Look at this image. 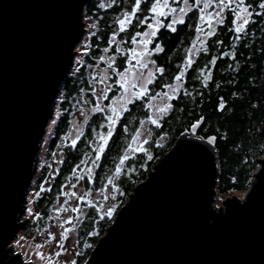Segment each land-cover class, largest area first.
Masks as SVG:
<instances>
[{"label":"trees","instance_id":"16d2710c","mask_svg":"<svg viewBox=\"0 0 264 264\" xmlns=\"http://www.w3.org/2000/svg\"><path fill=\"white\" fill-rule=\"evenodd\" d=\"M133 2L134 0L87 2L84 19L92 31L59 89L54 106L57 118L46 141V161L39 172H35L31 182L36 213L25 231L27 236L31 234V230L36 234L52 222L59 200L65 201L69 197L64 190L65 186L70 185L72 190L78 184L85 191L111 188L112 197L117 202V209L111 216L103 214L97 204L82 199L78 208L73 211V216L76 217L85 208L75 232L74 264H83L87 260L100 238L107 232L108 226L113 223L117 211L128 200L134 186L148 177L156 163L175 145L178 136L189 132L196 121L203 119L198 132L200 137L214 135L216 138L214 148L218 176L215 188L219 195L228 196L232 192L248 189L252 185L254 172L260 167L258 159L264 157V136L260 134L264 124V17L258 15L262 11L259 7H256L257 14L240 34L242 38L238 41L232 39L237 34L229 25L230 15L225 13V22L220 24L218 33L205 44L208 52L204 51L205 45L196 50L201 35L195 31L196 10L188 11L184 18L185 24H177L175 32L162 25L155 39L162 42L164 50L154 52L152 57L156 66H163L165 71L163 74L155 73L148 91L140 98H135L129 108L120 114L117 123L115 117L112 135L100 150V156H96V151L99 150L100 143L104 142L101 136L107 135L110 121L106 117L112 116V112H91L79 134L73 137L71 127L74 114L96 106L99 95L106 87L103 80L105 78L100 75L103 72L97 69L98 65L105 64L100 56L105 55L109 46L115 51L119 45L122 52L131 48L132 34L145 32L147 24L152 22L149 19L136 27L138 18L148 15L144 11L148 5L141 0V9L133 18V23L124 33L119 34V39L123 40L122 45L119 42L110 45L108 34L112 31V25L115 26V31L118 30L115 20L123 11H130ZM101 3L109 7H100ZM246 3H253V0H246ZM179 4L180 0H169L172 8H178ZM258 4L259 0H255L254 7ZM170 18L171 14L160 19L167 23ZM201 27L204 31L207 26ZM215 40H221L223 44L216 45ZM153 44L155 40L149 47L153 48ZM221 52L226 55L221 56ZM231 52L236 55H228ZM186 55L193 63L186 67L180 80L181 88L169 101V110L155 124H149V137L142 147L143 151L133 149L130 139L133 131L149 115L146 102L154 94L164 92L168 88L163 87L164 85L171 86L176 82L173 77L180 67L186 66ZM126 56V53L120 55L117 63L119 70L123 67L122 62ZM212 56L218 57L215 65L208 64ZM206 64L212 68L213 78L204 87L203 77L208 73L197 70ZM233 80L236 81L235 84L232 83ZM121 91V86L113 83L112 88L101 96L102 101L108 104ZM234 92L236 95H233ZM218 97H224L227 101L222 110L217 108ZM121 156L125 158L121 160ZM56 159L59 160L58 166L54 174L50 175L51 162Z\"/></svg>","mask_w":264,"mask_h":264},{"label":"water","instance_id":"95a60500","mask_svg":"<svg viewBox=\"0 0 264 264\" xmlns=\"http://www.w3.org/2000/svg\"><path fill=\"white\" fill-rule=\"evenodd\" d=\"M88 1L0 0V264H23L9 244L27 224L41 142L87 31ZM219 27L213 21V36L200 39ZM202 122L134 186L85 264H264V157L248 203L233 195L218 205L216 138L198 135Z\"/></svg>","mask_w":264,"mask_h":264},{"label":"snow or ice","instance_id":"6c2138e0","mask_svg":"<svg viewBox=\"0 0 264 264\" xmlns=\"http://www.w3.org/2000/svg\"><path fill=\"white\" fill-rule=\"evenodd\" d=\"M144 2L148 5L144 11L148 14L144 16L143 18H138V23L136 24V27H139L141 24H145L146 21L149 19L152 21L147 24V27L149 31L147 33L141 31V32H135L131 36V44L133 47L124 50V52L121 51V48L119 45L116 46L115 52L120 55L127 54L126 59L123 60L122 64L123 67L120 70H117L115 67L116 61L113 57L112 59L108 60V68L109 70L114 73L113 77V83L115 85L121 86L122 91L120 92L121 97H126L127 95H131L133 97H139L141 94H145L147 92V89L145 85L150 82L149 78L154 79V72L163 74L165 69L163 66H156V61L150 59L151 53L160 51L163 52V44L159 39H155L158 36V29L161 27V25H164L171 31L175 32L177 31L176 25L177 24H185V19H177L175 12L176 9L170 7L169 0H151L150 3H148V0H144ZM255 0H253V3H246V0H203V5H201V0H194L193 3L185 4L184 6H181L179 8V13L181 17H184L186 9L188 10H196L194 13L195 15V31L197 33H201L205 37L213 36L212 31V25L213 21L216 23H224L225 22V13H228L230 15L229 19V25L231 29L237 34L232 39L234 41L241 40L240 34L243 33L246 28L252 23L254 15H256V7H259L262 11L258 14L261 17H264V0H259V4L255 5ZM211 5H214V7H210ZM100 7H109V5L101 3ZM141 9V0H134L133 3L130 5V11H123L122 14L115 20L116 25H118V31L124 32L132 23L133 18L137 16L138 11ZM171 14V19L165 23L164 20L160 19L161 17H168ZM202 25H206L208 27L207 32L202 31ZM117 35V32L114 31L111 33L112 37H115ZM137 37H141V40H137ZM153 40H155V46L153 48H148L147 45L152 43ZM199 43L201 45H205V41L203 39L199 40ZM216 45L223 44V41L221 40H215ZM139 48V51L137 49ZM86 50V49H85ZM107 50V49H106ZM189 52H191V49H188ZM204 51L208 52V47L205 45ZM221 56L226 55V53L221 52ZM228 55L235 56V52L228 53ZM143 57V58H142ZM218 57L212 56L211 59L208 61V64L215 65ZM100 60H105L104 56H100ZM135 61V64L130 63L131 61ZM185 61V67H180V70L176 73V75L173 77V79L176 81L175 88L173 90H178L181 88L180 80L183 77L184 73L186 72V67L191 66L193 61L190 59L189 56L184 57ZM149 64L153 65V69H149ZM208 64H206L204 67L199 68L197 71L200 73L207 72L208 75H204L203 77V86L207 87V82L211 80L213 77L211 75L212 68L208 67ZM148 69L147 76L144 75V70ZM100 75L103 77L105 73H100ZM103 82V81H102ZM233 84L236 83L235 80L232 81ZM128 86H131V90ZM163 87H170L169 85H164ZM219 87V86H217ZM107 87H105L104 92L101 93V96H104V94L109 91ZM94 91V90H93ZM167 95V93H165ZM233 95H236L234 92ZM113 99H116V97H113ZM218 109H224L225 105L227 103L226 99L224 97H218ZM107 109H113V106L111 104L106 106ZM170 108L169 104H165L163 108L159 109V112L161 115H163L164 112L168 111ZM105 107H101L98 104L93 107V111L95 112H105ZM115 115L119 116V112H115ZM147 120L151 121L153 124H155L157 121L153 119L152 115H148L146 117ZM107 121H110L108 124V132L107 135L101 136V140L104 141L100 143L99 150L96 151V156H100V150H102L105 147V143L112 135L113 131V125L115 124V121L113 120L112 116L106 117ZM199 123V120L197 121ZM103 127V124L101 125ZM196 125H193V128H195ZM133 140L136 139L135 136L132 137ZM207 140L209 142L214 140L213 136H208ZM131 147V146H130ZM137 151H143L142 148H137ZM125 157L121 156L120 159L123 160ZM117 171H119V168H117ZM260 182V178L258 177L257 182L252 185L251 190L242 198V201L240 203L241 206L248 203V201L253 197L255 192V187ZM225 203H230V201H225ZM30 211V210H29ZM75 211V209H73ZM113 212V208L108 209V215L111 216ZM214 215H219L218 210L213 213ZM226 214V213H224ZM71 219V217H69ZM51 235V233L49 234ZM61 236H63V233H61ZM58 243V241H57ZM35 255L41 256L40 252H36Z\"/></svg>","mask_w":264,"mask_h":264},{"label":"rangeland","instance_id":"374dc122","mask_svg":"<svg viewBox=\"0 0 264 264\" xmlns=\"http://www.w3.org/2000/svg\"><path fill=\"white\" fill-rule=\"evenodd\" d=\"M185 4H191L189 0H180V4L178 8L176 9L175 15L176 18L183 19L185 18L186 14L188 13V9H186L184 17L180 16L179 8L181 6H184ZM201 5H203V0H201ZM210 7H214V5H211ZM84 19V18H83ZM86 22V19H84V23ZM85 28L87 29L86 33L82 35V39L77 43L76 49L78 53L75 57H79V53L82 52L81 48L83 46L84 41L88 40V36L90 31H92V28L88 26L87 23H85ZM149 29L145 31L147 33ZM137 40H141V37H138ZM133 47V46H132ZM148 48L149 45H147ZM139 51V48L137 49ZM153 52L151 53L150 59L153 60ZM74 57V59H75ZM105 57V55H104ZM143 58V57H142ZM102 62L105 63V60H102ZM130 63L135 64V61H131ZM149 69H153V65L149 64ZM97 69L101 70L103 73L107 72V67L104 65H98ZM148 69L144 70V75L147 76ZM104 78V77H103ZM153 78H149L150 82L145 85L147 91H148V85L151 83ZM105 86L109 89L107 80L103 79ZM175 83H173L170 87H168L164 92H161L159 94H154L151 98L148 99L147 106L149 107V115L153 116V119L158 121L161 119V114L159 112V109L163 108L165 104H169V101L171 100V97L173 98L174 95H176V92L179 90H173L175 88ZM131 90V86H128ZM167 93V95H165ZM143 96L141 94L138 98ZM116 99L111 98L110 102L108 104H104L103 98L99 95L98 105L101 107H105V111L112 112V118L115 120V112H124L127 108H129L131 102L135 100L131 95H127L126 97H121L120 94L115 95ZM55 103V102H54ZM111 104L113 106L112 109H107V105ZM93 112V107L85 108L83 110L78 111L76 114H74L73 117V127L72 133L73 137H76L79 132L81 131V127L83 126L86 118L89 116V114ZM165 113V112H164ZM163 113V114H164ZM57 112L53 111V117L50 119L48 126L46 128V134L44 136V141L41 142V149H40V155L39 160L37 163L36 173L39 172L40 168L44 165L46 159L44 154L46 153V147H47V140L49 139L52 129L57 118ZM149 120L144 119L140 121L139 124H137V128L133 131L132 137L135 136L136 139H131V146H133V149L142 148L146 142V140L149 137ZM152 123V122H150ZM263 158V157H262ZM59 160H53L51 162L50 167V175H53L56 167L58 166ZM260 163V162H259ZM257 172V171H255ZM255 172L253 175L252 183L255 179ZM35 173V175H36ZM32 178V181L34 180V177ZM32 188L33 183L30 186V190L28 192L27 196V203L25 206V211L22 215V220H26L27 224L26 227L22 228L17 236L12 239V241L9 244V248L11 249V252L13 255L22 253V256H20V261H23V264H74V256L76 253L75 248V241H76V229L78 222L83 216V213L85 212V208H83L82 212L77 213L76 217L73 216V209H77L78 205L80 203V200H85L88 203H95L97 206L100 207V210L103 214H108V209L111 207L113 208L114 213L117 209V202L114 200L111 194V188H105L102 190H94L91 189L89 191H85L84 188L81 185H75L73 186L71 190V186H65L64 190L68 192L67 194L69 197L64 200H59L56 210L57 213L54 215V219L52 222L48 225V227L36 234H34V230H31L28 236L25 235V231L29 228L28 224L29 221L32 219V217L36 213V208L34 204V198L32 195ZM250 187L244 191H235L230 193L228 196L219 195L216 193L215 195V203L218 205H222V201L226 199L229 196L237 195L240 198L244 197L246 193L248 192ZM60 205V207H58ZM30 210V211H29ZM55 210V211H56ZM71 217V219H69ZM74 218V219H73ZM33 232V233H32ZM51 233V235H49ZM61 233H63V236H61ZM58 241V243H57ZM8 248V249H9ZM36 252H40L41 256L35 255ZM88 260V258H87ZM86 260V261H87ZM86 261L84 263H86ZM83 263V264H84Z\"/></svg>","mask_w":264,"mask_h":264},{"label":"flooded vegetation","instance_id":"af4514ba","mask_svg":"<svg viewBox=\"0 0 264 264\" xmlns=\"http://www.w3.org/2000/svg\"><path fill=\"white\" fill-rule=\"evenodd\" d=\"M121 12V11H120ZM122 14V13H121ZM121 14H119V15H121ZM171 19V18H170ZM184 19V18H183ZM110 25H112L111 24V22H110ZM162 26V25H161ZM115 26L114 25H112V31L110 32V34H108L109 35V37H110V45L111 44H114V43H116V42H119V44L120 45H122V43H123V40H120L119 39V34H121V33H124V32H119L118 30H116V32H117V35L115 36V37H112L111 36V33L112 32H114L115 31ZM148 29V28H147ZM146 29V30H147ZM135 33V32H134ZM125 42V41H124ZM149 46H150V44H148ZM155 46V44H153V47ZM111 46H109V47H107V50H105V64H104V66L105 67H107V72L105 73V75H104V78H105V80H107V83H108V87H110L109 89H111L112 88V86H113V77H114V73H112L110 70H109V68H108V63H107V61L108 60H110V59H112L113 57L115 58V61H116V64H115V67L117 68V70H119L118 69V67H117V63L119 62V59H120V54H118V53H116L115 51H112L111 50V48H110ZM154 53V52H153ZM153 56V55H152ZM154 60V59H153ZM154 76H155V72H154ZM144 95V94H143ZM135 99V98H134ZM135 100H133L131 103H133ZM131 105V104H130ZM122 113V112H121ZM120 113V114H121ZM151 122V121H150ZM149 122V124H152V123H150ZM148 124V125H149ZM149 129H150V125H149Z\"/></svg>","mask_w":264,"mask_h":264},{"label":"bare ground","instance_id":"6f19581e","mask_svg":"<svg viewBox=\"0 0 264 264\" xmlns=\"http://www.w3.org/2000/svg\"><path fill=\"white\" fill-rule=\"evenodd\" d=\"M72 69V68H71ZM55 106V105H54Z\"/></svg>","mask_w":264,"mask_h":264}]
</instances>
